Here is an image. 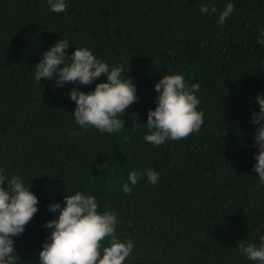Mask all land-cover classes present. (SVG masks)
<instances>
[{
	"label": "trees",
	"instance_id": "1",
	"mask_svg": "<svg viewBox=\"0 0 264 264\" xmlns=\"http://www.w3.org/2000/svg\"><path fill=\"white\" fill-rule=\"evenodd\" d=\"M67 10H49L48 0H0V169L20 175L38 197V212L15 239L18 264H38L44 227L64 206V195L96 197L99 211L114 212L116 235L134 243L124 264H258L238 243L264 237V185L253 171L257 149V95H264V0H65ZM214 5L205 15L202 4ZM228 3L235 11L223 25ZM66 39L70 57L87 47L118 66L129 61L138 100L122 117L124 129L101 133L76 124L78 87L35 80L43 53ZM182 74L204 112L199 132L161 146L145 142L147 113L155 110V85ZM73 133H76L73 135ZM82 133V134H81ZM127 137V139H125ZM106 163V167H103ZM152 169L125 194L132 171ZM6 186V182H5Z\"/></svg>",
	"mask_w": 264,
	"mask_h": 264
},
{
	"label": "clouds",
	"instance_id": "2",
	"mask_svg": "<svg viewBox=\"0 0 264 264\" xmlns=\"http://www.w3.org/2000/svg\"><path fill=\"white\" fill-rule=\"evenodd\" d=\"M48 4L49 10L55 13L67 10L65 0H48ZM200 11L205 15L215 14L217 8L205 3ZM234 11V5L228 3L219 15L218 23L223 25ZM257 42L264 45V31ZM69 46L68 40L61 39L44 52L35 65V80L40 83L42 78L55 79V86L62 88L67 83L90 86L105 77L106 82L97 83L91 92L85 93L74 87L68 93L76 104L72 115L85 131L89 127L101 133L121 131L125 124L122 117L138 100L137 88L128 75L129 61L110 67L87 47L75 48L69 57L66 52ZM199 89V83L189 86L182 74L162 76L154 89L158 93L155 110L147 113L145 125L149 134L144 136L145 142L161 146L166 141H179L199 132L204 123V112L198 110L200 100L195 94ZM255 99L259 112L251 114V122L257 126L253 147L258 151L253 171L258 173L259 182L264 185V95H257ZM145 176L152 185L160 179L159 173L152 169L132 171L128 183L122 185L124 193L131 194L133 187ZM31 188L32 185L26 186L20 175L9 178L0 169V264H18L20 261L14 238L24 233L39 210L38 197ZM63 203V207L60 203L48 205L49 212L59 215L44 225L51 231L38 254V264H124L133 252L134 243L131 239L122 242L116 235L120 223L117 215L100 212L96 197L80 191L64 195ZM238 250L249 261L264 264V237L258 244L241 240Z\"/></svg>",
	"mask_w": 264,
	"mask_h": 264
}]
</instances>
